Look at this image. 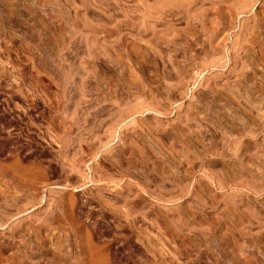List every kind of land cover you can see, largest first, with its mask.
<instances>
[{"label": "rangeland", "instance_id": "374dc122", "mask_svg": "<svg viewBox=\"0 0 264 264\" xmlns=\"http://www.w3.org/2000/svg\"><path fill=\"white\" fill-rule=\"evenodd\" d=\"M0 264H264V0H0Z\"/></svg>", "mask_w": 264, "mask_h": 264}]
</instances>
